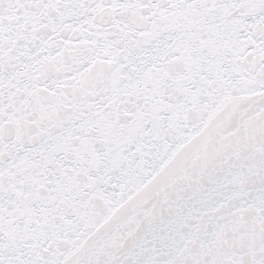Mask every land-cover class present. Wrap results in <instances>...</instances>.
I'll list each match as a JSON object with an SVG mask.
<instances>
[{"label":"snow or ice","instance_id":"obj_1","mask_svg":"<svg viewBox=\"0 0 264 264\" xmlns=\"http://www.w3.org/2000/svg\"><path fill=\"white\" fill-rule=\"evenodd\" d=\"M0 264H264V0H0Z\"/></svg>","mask_w":264,"mask_h":264}]
</instances>
